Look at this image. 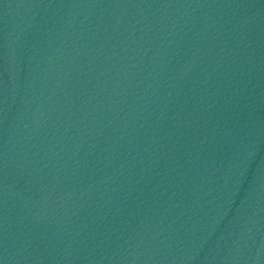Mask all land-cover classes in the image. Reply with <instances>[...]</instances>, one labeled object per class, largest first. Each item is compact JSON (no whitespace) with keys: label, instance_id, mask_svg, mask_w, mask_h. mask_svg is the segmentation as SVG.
<instances>
[{"label":"water","instance_id":"95a60500","mask_svg":"<svg viewBox=\"0 0 264 264\" xmlns=\"http://www.w3.org/2000/svg\"><path fill=\"white\" fill-rule=\"evenodd\" d=\"M0 264H264V0H0Z\"/></svg>","mask_w":264,"mask_h":264}]
</instances>
